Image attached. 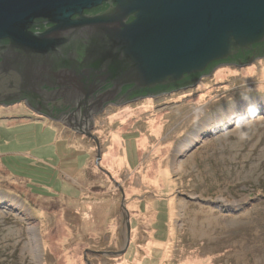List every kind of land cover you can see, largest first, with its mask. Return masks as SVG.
Instances as JSON below:
<instances>
[{
  "label": "rangeland",
  "instance_id": "374dc122",
  "mask_svg": "<svg viewBox=\"0 0 264 264\" xmlns=\"http://www.w3.org/2000/svg\"><path fill=\"white\" fill-rule=\"evenodd\" d=\"M90 118L0 105V264H264V56Z\"/></svg>",
  "mask_w": 264,
  "mask_h": 264
},
{
  "label": "water",
  "instance_id": "95a60500",
  "mask_svg": "<svg viewBox=\"0 0 264 264\" xmlns=\"http://www.w3.org/2000/svg\"><path fill=\"white\" fill-rule=\"evenodd\" d=\"M39 7L40 0H0V41H7L0 47V104L10 87L28 96L43 87L73 92L61 103L83 108L72 110L67 125L74 130L90 124L87 118L122 87H182L214 63L238 56L235 63L249 62L256 54L252 47L264 42V0H118L106 14L61 16L33 33L26 21ZM249 51L252 57L243 61ZM103 86L98 107L86 111L89 97ZM126 229L125 248L128 221Z\"/></svg>",
  "mask_w": 264,
  "mask_h": 264
},
{
  "label": "flooded vegetation",
  "instance_id": "af4514ba",
  "mask_svg": "<svg viewBox=\"0 0 264 264\" xmlns=\"http://www.w3.org/2000/svg\"><path fill=\"white\" fill-rule=\"evenodd\" d=\"M46 1L47 0H40V7L37 12L32 13L30 18L26 21V24H29L28 31L40 33L45 29L54 26V23H52L50 19H55L54 21H56L61 16H66L69 19H75L78 16H98L106 14L110 9L117 5L118 0H48L49 2L47 3ZM131 19L132 17H129V20ZM6 42L7 41L3 40L0 41V47L3 45L5 46ZM0 68H2L1 63ZM1 75L2 74L0 73V79L4 80ZM105 89L106 86H103L99 88L93 96L89 97V106L86 107V111L98 107L96 99ZM124 89L125 87H122L120 92L115 95L112 100L104 103L101 110L109 105L117 106L133 99L153 96L151 94L133 95L132 92H126ZM6 92V97L9 98H4L6 101H3L0 105H10L20 102L24 103L29 108V112L31 114L37 115L38 117L50 120L55 119L60 123H63L65 120H67L65 123H73L71 122L74 116L72 110L75 109H68V106H63L61 103V101L65 99H71L72 95L70 94H73V92L66 93L61 89H52L49 87L38 89L35 93L31 94L32 96H28L27 94L21 95V88L12 90L10 87L6 90ZM82 92L83 91L80 90V93ZM81 96L83 95L81 94ZM119 100L120 102H118ZM82 109L83 108L81 107L78 110ZM78 110H75V112H78ZM89 118L90 116L87 118L86 122L93 121V119L90 118V120ZM69 119L71 120L68 121Z\"/></svg>",
  "mask_w": 264,
  "mask_h": 264
},
{
  "label": "trees",
  "instance_id": "16d2710c",
  "mask_svg": "<svg viewBox=\"0 0 264 264\" xmlns=\"http://www.w3.org/2000/svg\"><path fill=\"white\" fill-rule=\"evenodd\" d=\"M252 50H254V52L256 51V57L264 56V42L261 45H254L252 47ZM252 53H253L252 51L246 52L245 57L242 58V60L245 61L246 59L251 58L252 57ZM238 59H240V56H238L237 58H235V59H233L231 61H228V63L229 64H233V63L237 62L236 60H238ZM216 64H218V63H214V64L210 65L209 68H208V70L206 71V73H210V71L213 68H215ZM206 73H204V74H206ZM201 76H203V74L202 75H194L192 77L187 78L186 80L193 79V78H196L197 79V78H199ZM178 88H181L180 85L179 86L169 87L167 89L157 88V89H155L153 91L132 92V94L133 95H137V94H140V95H142V94H154V93L157 94L158 93V90H162L164 93H167V92L173 91V90L178 89ZM124 91L127 92V87H125Z\"/></svg>",
  "mask_w": 264,
  "mask_h": 264
},
{
  "label": "bare ground",
  "instance_id": "6f19581e",
  "mask_svg": "<svg viewBox=\"0 0 264 264\" xmlns=\"http://www.w3.org/2000/svg\"><path fill=\"white\" fill-rule=\"evenodd\" d=\"M256 58V54L252 57V59H255ZM220 64H222V63H218V64H216V66H218V65H220ZM208 73H206V74H203V75H207ZM218 77H222V76H224V74H222L221 72L217 75ZM163 91L162 90H158V93L156 94V93H154V94H151V95H155V96H157V95H161V93H162ZM162 94H164V92L162 93ZM247 107V106H246ZM246 107H239V108H235V106L233 105V106H231V108L229 109V112H234V113H239V111L240 110H243V109H245ZM223 114H226V112L224 111L223 112ZM226 116V118H229L230 117V115H225ZM225 116H224V118H225ZM227 116H229V117H227ZM222 120V119H221ZM53 121H56L55 119L53 120ZM57 122H59V121H57ZM65 122H66V120H65ZM62 124V123H61ZM215 126V125H214ZM76 131H79L78 129L76 130Z\"/></svg>",
  "mask_w": 264,
  "mask_h": 264
},
{
  "label": "crops",
  "instance_id": "0c3cea01",
  "mask_svg": "<svg viewBox=\"0 0 264 264\" xmlns=\"http://www.w3.org/2000/svg\"><path fill=\"white\" fill-rule=\"evenodd\" d=\"M6 170V169H5ZM11 175V174H10ZM12 176V175H11ZM12 177H14V176H12ZM14 178H18L17 180H19L20 182H22L23 180L25 181V183H24V186L27 188V182H26V180L25 179H21V178H23V177H21V176H15ZM72 180H74V182L75 181H77L75 178H73ZM74 186V185H73ZM29 192V191H28Z\"/></svg>",
  "mask_w": 264,
  "mask_h": 264
}]
</instances>
